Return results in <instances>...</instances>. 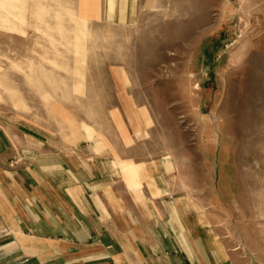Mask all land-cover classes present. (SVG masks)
Wrapping results in <instances>:
<instances>
[{
	"label": "rangeland",
	"instance_id": "374dc122",
	"mask_svg": "<svg viewBox=\"0 0 264 264\" xmlns=\"http://www.w3.org/2000/svg\"><path fill=\"white\" fill-rule=\"evenodd\" d=\"M124 3L116 22L106 0H0V127L74 142L127 113L147 157L194 167L200 200L259 196L264 0Z\"/></svg>",
	"mask_w": 264,
	"mask_h": 264
},
{
	"label": "crops",
	"instance_id": "0c3cea01",
	"mask_svg": "<svg viewBox=\"0 0 264 264\" xmlns=\"http://www.w3.org/2000/svg\"><path fill=\"white\" fill-rule=\"evenodd\" d=\"M130 117L74 142L0 127V264H264V189L200 200L194 167L147 157Z\"/></svg>",
	"mask_w": 264,
	"mask_h": 264
},
{
	"label": "built area",
	"instance_id": "2783aa9c",
	"mask_svg": "<svg viewBox=\"0 0 264 264\" xmlns=\"http://www.w3.org/2000/svg\"><path fill=\"white\" fill-rule=\"evenodd\" d=\"M236 2H242L243 0H235ZM25 262V259H23V261H21L19 264Z\"/></svg>",
	"mask_w": 264,
	"mask_h": 264
}]
</instances>
